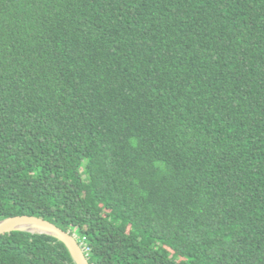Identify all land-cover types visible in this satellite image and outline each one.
I'll return each mask as SVG.
<instances>
[{
	"label": "trees",
	"instance_id": "obj_1",
	"mask_svg": "<svg viewBox=\"0 0 264 264\" xmlns=\"http://www.w3.org/2000/svg\"><path fill=\"white\" fill-rule=\"evenodd\" d=\"M91 264H264V0H0V221ZM0 264H76L50 235Z\"/></svg>",
	"mask_w": 264,
	"mask_h": 264
},
{
	"label": "water",
	"instance_id": "obj_2",
	"mask_svg": "<svg viewBox=\"0 0 264 264\" xmlns=\"http://www.w3.org/2000/svg\"><path fill=\"white\" fill-rule=\"evenodd\" d=\"M13 232H30L53 236L68 247L76 264H91L76 236L71 232H66L49 220L37 216L23 215L0 221V236Z\"/></svg>",
	"mask_w": 264,
	"mask_h": 264
},
{
	"label": "built area",
	"instance_id": "obj_3",
	"mask_svg": "<svg viewBox=\"0 0 264 264\" xmlns=\"http://www.w3.org/2000/svg\"><path fill=\"white\" fill-rule=\"evenodd\" d=\"M76 238L79 240V237L77 235H75ZM82 245V247L84 248L85 252H86V247H85V242H86V238H84L83 240L79 241Z\"/></svg>",
	"mask_w": 264,
	"mask_h": 264
},
{
	"label": "clouds",
	"instance_id": "obj_4",
	"mask_svg": "<svg viewBox=\"0 0 264 264\" xmlns=\"http://www.w3.org/2000/svg\"><path fill=\"white\" fill-rule=\"evenodd\" d=\"M75 235V234H74ZM79 241V240H78Z\"/></svg>",
	"mask_w": 264,
	"mask_h": 264
}]
</instances>
